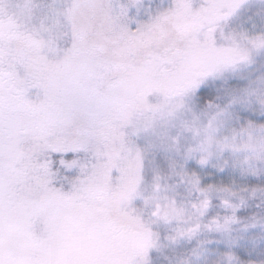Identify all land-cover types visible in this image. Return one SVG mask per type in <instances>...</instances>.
I'll list each match as a JSON object with an SVG mask.
<instances>
[{"label": "snow or ice", "instance_id": "6c2138e0", "mask_svg": "<svg viewBox=\"0 0 264 264\" xmlns=\"http://www.w3.org/2000/svg\"><path fill=\"white\" fill-rule=\"evenodd\" d=\"M0 264H264V0H0Z\"/></svg>", "mask_w": 264, "mask_h": 264}]
</instances>
